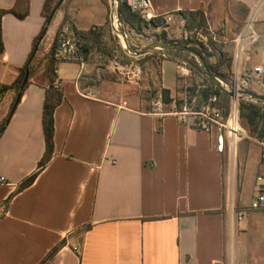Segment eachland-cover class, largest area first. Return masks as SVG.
I'll return each mask as SVG.
<instances>
[{"label":"crops","instance_id":"1","mask_svg":"<svg viewBox=\"0 0 264 264\" xmlns=\"http://www.w3.org/2000/svg\"><path fill=\"white\" fill-rule=\"evenodd\" d=\"M18 0H0V11ZM46 0L2 19L0 50V264H236L237 227L227 213L232 167L216 147L217 131H200L111 81L94 82L91 62L55 60L63 95L54 112V150L43 124L49 56L65 16L77 32L108 33L103 0H65L30 62L29 85L9 121L19 77L42 31ZM150 17L204 12L226 28L219 69L264 97V0H149ZM22 4L21 11L25 8ZM256 9L258 40L237 61L235 42ZM177 64L163 62L162 86H175ZM54 83V84H55ZM241 144V143H240ZM249 158V157H248ZM247 158V167L252 165ZM264 173V161L255 162ZM246 167V168H247ZM249 168V167H248ZM32 176L34 182L24 187ZM247 189H256V178ZM242 236L249 240L250 222Z\"/></svg>","mask_w":264,"mask_h":264},{"label":"rangeland","instance_id":"2","mask_svg":"<svg viewBox=\"0 0 264 264\" xmlns=\"http://www.w3.org/2000/svg\"><path fill=\"white\" fill-rule=\"evenodd\" d=\"M110 6L108 33L102 36L103 51L90 50L87 61L91 62L94 82L111 81L125 87L129 96L143 100L150 109H160L165 114L174 112H202L207 109L219 110L223 117H228L231 97L217 87L201 70L199 61L185 54H168L163 50H152L144 56H135L126 49L121 29L124 28L131 47L142 50L149 45L177 44L186 46L201 53L208 67L219 66V52L222 51V34L204 12H182L175 15L155 17L151 20L135 15L132 26L118 25L117 3L107 0ZM127 0H121L127 5ZM134 15V14H133ZM107 51V52H105ZM108 53V54H106ZM110 54V56H109ZM49 60V56L47 55ZM170 60L176 63L177 74L175 86L167 90L162 86L163 62ZM50 61V60H49ZM50 63V62H49ZM223 87L232 94L236 79L229 73L217 69L213 73ZM220 89L221 92L218 90ZM241 91L256 94L251 87L245 86ZM226 95H224V94ZM258 95V94H256ZM255 105L264 108V102L249 97L240 99V124L250 138H254L256 129L248 125V112H242V106ZM1 127V126H0ZM255 129V130H254ZM241 143V144H240ZM238 144L236 155L227 153L232 167V185L227 190V213L237 227L236 247L231 258L236 264H264V212L250 209L256 189H247L244 183L252 185L258 176L264 177L263 171H256L255 162L259 160L260 149L252 139H245ZM249 157V158H248ZM247 158L253 162L247 167ZM247 167V168H246ZM240 214L245 215L238 221ZM250 222L249 240L242 233L246 232Z\"/></svg>","mask_w":264,"mask_h":264},{"label":"built area","instance_id":"3","mask_svg":"<svg viewBox=\"0 0 264 264\" xmlns=\"http://www.w3.org/2000/svg\"><path fill=\"white\" fill-rule=\"evenodd\" d=\"M127 5L130 10L144 18L153 19L148 14L152 6L149 0H127ZM256 9L248 17L244 30L238 34L235 42L238 46L237 61L240 60L242 54L246 51V43H254L258 40V35L254 30ZM218 31L224 35L226 28L223 24L218 25ZM54 58L60 62L75 63L83 67L86 64V55L83 42L77 37L75 29L66 24L60 33L57 46L54 50ZM254 73L260 77H264V70L262 68H255ZM234 93L231 97L228 117L225 119L219 110L207 109L202 112L189 113L187 110L183 112H174V115L180 121H184L186 117H194L196 128L200 131H217L216 147L219 153H226L236 155L238 144L245 139H252L260 149L261 160L264 161V122L260 123L255 133L254 138H250L247 132L240 124V99L239 94L241 88L248 85L246 79L236 80ZM54 88L59 90V85L54 84ZM5 181L0 178V185H4ZM250 209L254 211L264 212V177L258 176L256 178V194L251 202ZM245 219L244 214H240L238 221Z\"/></svg>","mask_w":264,"mask_h":264},{"label":"trees","instance_id":"4","mask_svg":"<svg viewBox=\"0 0 264 264\" xmlns=\"http://www.w3.org/2000/svg\"><path fill=\"white\" fill-rule=\"evenodd\" d=\"M62 0H46L43 6V10H42V15L45 18V24L42 28L41 33L39 34V36L36 38L35 42H34V47H33V51L29 57V60L27 62V64L25 65V67L21 70V73L19 75V77L17 78V80L10 86L7 87L8 89H14L16 91V97L15 100L12 104L10 113L6 119V122L9 121V119L11 118L12 114L14 113L17 105L19 104L22 94L23 92L26 90V88L29 85V80L28 82L24 85V81L27 77V75L30 78V62L33 59L34 53L37 50L39 44L43 41V39L45 38V35L47 33L48 27L51 24V22L54 19L55 13L57 10H60L61 7L63 6V4L61 6L60 2ZM106 4H108L107 0H103ZM22 4H25V8H23L21 11H19V8ZM121 12H122V17L123 20L126 24L132 26V20L134 19L135 15H138L134 12H132L130 10V8L126 7L125 4H122L121 6ZM14 14L17 18L19 19H25L29 13V4H28V0H18L17 1V5L14 9L9 10V11H0V50H2V19L3 17L8 14ZM134 14V15H133ZM69 17L68 15L65 16V20L63 23V27L66 24H69ZM62 27V28H63ZM62 28L59 30L56 39L54 41L52 50L49 54V68H48V77H49V89L47 91L46 94V99H45V103H44V115H43V124H44V131H45V138H46V154L43 158V160L40 162L39 164V168H44L50 161L52 154H53V150H54V142H53V137H54V112L55 109L61 104L62 100H63V95L62 93L59 92V90H56L54 88V83H55V58H54V50L57 46L58 43V39L61 33ZM77 37L83 42V46H84V50H85V55H86V61L89 57L90 54V50L95 49L98 51H103L104 48H101V44H102V36L103 33L100 29L95 28L93 30H90L88 32H77ZM90 49V50H89ZM196 51V50H195ZM107 52V51H105ZM168 54L172 55V54H185L187 56H191L189 54L186 53H182V52H178V51H171L168 52L166 51ZM198 52V51H197ZM199 53V52H198ZM108 54V53H106ZM201 54V53H200ZM110 56V54H109ZM193 60L196 62L194 57ZM208 67V66H207ZM219 68H212V67H208V69L212 72L215 73L216 70ZM200 70L203 72L202 68H200ZM220 92L221 90L218 89ZM224 94V93H223ZM226 95V94H224ZM248 112L249 115L248 117L245 116L244 114L242 115V118L244 119H248V125L251 127H254L257 131L259 124L262 122H264V108L261 107H257L255 105H246V106H242V112ZM5 125H2L0 127V134L1 131L4 129ZM254 129V130H255ZM35 180V176L30 177L25 183H24V187L31 185Z\"/></svg>","mask_w":264,"mask_h":264},{"label":"water","instance_id":"5","mask_svg":"<svg viewBox=\"0 0 264 264\" xmlns=\"http://www.w3.org/2000/svg\"><path fill=\"white\" fill-rule=\"evenodd\" d=\"M65 0H62L60 2L61 6L64 3ZM115 2L117 3V18H118V25L122 26L123 25V17H122V12H121V6H122V2L121 0H115ZM122 32V37H123V41L125 44L126 49L129 51L130 54L135 55V56H144L146 55L149 51L152 50H163V51H178V52H182V53H186L189 54L193 57H195L199 63L200 66L203 70V73L217 86L219 87L221 90H223L224 92H226L227 94L233 95L229 90L225 89L223 87V83L208 69L206 61L204 59V57L198 53L197 51H195L194 49H191L189 47L186 46H180L177 44H160V43H155L152 45L147 46L146 48L142 49V50H135L131 47L127 35L125 33L124 28L121 29ZM29 80V76L27 75L25 81H24V85L28 82ZM241 95V97H249L253 100L256 101H261L264 102V97L260 96V95H256L253 93H249L246 91H241L239 93Z\"/></svg>","mask_w":264,"mask_h":264}]
</instances>
